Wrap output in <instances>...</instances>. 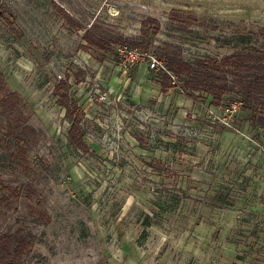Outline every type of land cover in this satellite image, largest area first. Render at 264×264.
<instances>
[{
	"label": "rangeland",
	"instance_id": "obj_1",
	"mask_svg": "<svg viewBox=\"0 0 264 264\" xmlns=\"http://www.w3.org/2000/svg\"><path fill=\"white\" fill-rule=\"evenodd\" d=\"M93 27L122 42L87 46ZM160 49L264 51V0H0V76L35 131L19 165L0 106V235L34 236L21 264H264L263 131L237 90L163 91Z\"/></svg>",
	"mask_w": 264,
	"mask_h": 264
},
{
	"label": "trees",
	"instance_id": "obj_2",
	"mask_svg": "<svg viewBox=\"0 0 264 264\" xmlns=\"http://www.w3.org/2000/svg\"><path fill=\"white\" fill-rule=\"evenodd\" d=\"M58 9L63 12V9ZM66 17L74 27L83 30L82 26L72 17L67 15ZM147 24H149L148 21L143 23L145 27ZM151 24L157 26L155 20H151ZM157 29L156 27L155 32ZM107 37L108 35L97 27H93V29L85 31L84 41L87 46L102 50H108L113 44L122 42L121 38L114 40ZM124 43L127 42L124 41ZM128 45L135 49L147 50L149 48L148 44L141 41L129 42ZM158 58L164 61L166 69V71L159 72L163 91L173 88L174 78H176L182 83L183 90L188 93L189 97H195L196 93H205L212 98L214 105L221 106L225 96L229 92L237 90L244 97V100L240 102L241 109H251L252 123L263 131L264 136V51L237 52L221 60L207 58L191 64L176 51L160 49ZM66 89L67 80H62L56 90L57 93L67 94L63 92ZM8 92L0 76V106L8 117L6 137L14 139L15 146H17L16 154H11L10 157L18 160V164L22 165V161L25 160V156L34 142L35 131L30 127H21L20 121L12 118L17 111L19 100L15 94ZM61 98L63 101L68 100L67 95H63ZM78 113L81 116L76 105L73 106V112L70 110L67 112V117L71 121L69 139L79 151H88L80 127V118L77 117ZM22 144L23 146H21ZM33 243L34 236L22 230L0 235V264H21Z\"/></svg>",
	"mask_w": 264,
	"mask_h": 264
},
{
	"label": "built area",
	"instance_id": "obj_3",
	"mask_svg": "<svg viewBox=\"0 0 264 264\" xmlns=\"http://www.w3.org/2000/svg\"><path fill=\"white\" fill-rule=\"evenodd\" d=\"M124 52L125 51H127V52H125V53H127L128 55H129V57H136V55L137 54H135L137 51H131V50H127V49H125V50H123ZM122 51V52H123ZM124 52H123V56H124V58H125V55H124ZM138 53V52H137ZM157 64H159V63H157ZM152 67L154 68V67H156V61L152 64ZM230 111V110H229Z\"/></svg>",
	"mask_w": 264,
	"mask_h": 264
}]
</instances>
